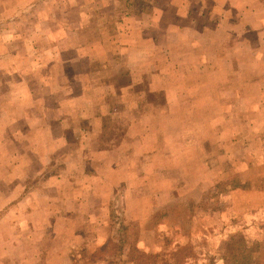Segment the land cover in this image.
<instances>
[{"label":"rangeland","instance_id":"rangeland-1","mask_svg":"<svg viewBox=\"0 0 264 264\" xmlns=\"http://www.w3.org/2000/svg\"><path fill=\"white\" fill-rule=\"evenodd\" d=\"M65 1L0 0V28L33 30L46 45L53 9ZM113 1L84 5L92 37L107 27L108 38L119 39L116 21L157 7ZM192 1L170 0L168 50L160 42L140 56L141 81H118L127 91L111 88L103 131L88 134L108 149L146 141L133 146L140 157L124 180L85 172L58 181L76 148L51 152L44 166L54 146L39 143V130H19L21 139L11 131L9 139L0 128V264H264V50L253 35L195 32L201 27L184 15ZM227 37L236 49H222ZM83 193H92L91 205L76 207Z\"/></svg>","mask_w":264,"mask_h":264},{"label":"crops","instance_id":"crops-1","mask_svg":"<svg viewBox=\"0 0 264 264\" xmlns=\"http://www.w3.org/2000/svg\"><path fill=\"white\" fill-rule=\"evenodd\" d=\"M93 1L103 5L114 2L68 0L59 3L58 9H53L56 24L44 37H48L49 43L46 45L38 44L43 38L33 35V30L23 32L18 26L11 32L0 28V128L10 133L9 139L12 137L11 131L15 138L21 139L19 130L29 133L39 130L42 133L39 143L47 144L49 141L54 146L52 151L45 153L44 166L51 161V152L60 150V153L65 154L68 150L75 152L76 148V153L64 156L65 163L56 176L58 181L59 176H70L68 179H71L72 176L81 177L85 172L88 176L114 178L116 182L127 178L129 162L136 155L137 159L140 157L135 149L141 145L147 147L146 141L137 140L134 143L132 140L129 146L133 148L135 145L134 152L124 142L108 149L103 147L101 140L92 138V133L90 136L88 134L92 130L97 131L95 134L103 131V120L111 111L108 101L111 88H118L117 93L123 97L127 90L123 89L125 85L117 86L118 81L128 74L129 88L140 82L135 75V66L139 64L137 60L140 56L150 57L154 49L155 52L159 49L160 42H164L166 47L162 48L168 50L166 36L173 32L171 21L163 18L170 0H154L157 7L153 10L143 15H130L127 12L119 22H115L122 24L115 28L116 34H120L119 39H109L107 27L92 37L93 33L85 25L92 11L84 10L83 7L92 5ZM262 6V0H193L184 15L188 24L196 27L199 24L201 27L195 32L217 33L222 30L228 35H253L258 41L257 50L262 51ZM13 18L16 19V16L5 17ZM104 19L107 21V15ZM123 23H130V26L126 25L125 28ZM15 24L17 26L19 23ZM198 40L202 41L200 36ZM228 40L227 37L223 41L226 45L222 49H236L230 48ZM247 48L252 46L247 45ZM43 68L46 72H42ZM152 78L154 81L155 74ZM128 94L134 99L132 91ZM134 111L133 107L131 112ZM131 123L130 129H136L137 121ZM75 135L77 141L73 138ZM105 189L110 191L107 187ZM98 191L94 193L99 194ZM84 193L76 199V207L91 205L92 193ZM99 199L103 203L109 197L99 196Z\"/></svg>","mask_w":264,"mask_h":264}]
</instances>
